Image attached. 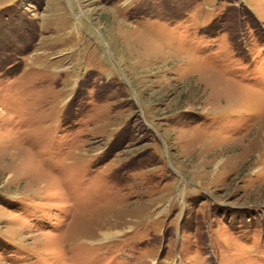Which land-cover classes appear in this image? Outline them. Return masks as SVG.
<instances>
[{"label": "rangeland", "instance_id": "1", "mask_svg": "<svg viewBox=\"0 0 264 264\" xmlns=\"http://www.w3.org/2000/svg\"><path fill=\"white\" fill-rule=\"evenodd\" d=\"M0 264H264V0H0Z\"/></svg>", "mask_w": 264, "mask_h": 264}, {"label": "bare ground", "instance_id": "2", "mask_svg": "<svg viewBox=\"0 0 264 264\" xmlns=\"http://www.w3.org/2000/svg\"><path fill=\"white\" fill-rule=\"evenodd\" d=\"M109 228H110V229H107L106 231L103 230V229H100V228H99V229H98V232H99V234H101V235H102V234H103V235H106V236H107V235H111L112 233L110 234L109 231H110L112 228H111V226H110ZM123 228H124V227H123ZM120 231H121V230H120ZM120 231H117V232L120 233Z\"/></svg>", "mask_w": 264, "mask_h": 264}]
</instances>
